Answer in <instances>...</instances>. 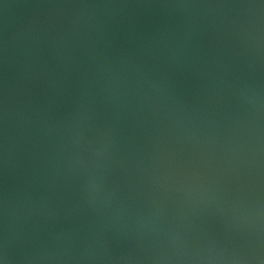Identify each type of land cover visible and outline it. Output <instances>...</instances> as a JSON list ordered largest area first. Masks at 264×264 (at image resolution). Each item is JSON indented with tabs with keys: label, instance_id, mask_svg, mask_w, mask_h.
I'll return each instance as SVG.
<instances>
[{
	"label": "water",
	"instance_id": "95a60500",
	"mask_svg": "<svg viewBox=\"0 0 264 264\" xmlns=\"http://www.w3.org/2000/svg\"><path fill=\"white\" fill-rule=\"evenodd\" d=\"M0 264H264V0H0Z\"/></svg>",
	"mask_w": 264,
	"mask_h": 264
}]
</instances>
